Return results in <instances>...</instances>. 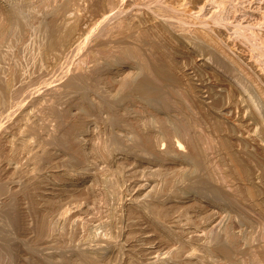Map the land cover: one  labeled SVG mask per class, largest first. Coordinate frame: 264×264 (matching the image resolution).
I'll return each instance as SVG.
<instances>
[{
  "label": "rangeland",
  "instance_id": "obj_1",
  "mask_svg": "<svg viewBox=\"0 0 264 264\" xmlns=\"http://www.w3.org/2000/svg\"><path fill=\"white\" fill-rule=\"evenodd\" d=\"M0 215V264H264V0H0Z\"/></svg>",
  "mask_w": 264,
  "mask_h": 264
},
{
  "label": "bare ground",
  "instance_id": "obj_2",
  "mask_svg": "<svg viewBox=\"0 0 264 264\" xmlns=\"http://www.w3.org/2000/svg\"><path fill=\"white\" fill-rule=\"evenodd\" d=\"M48 10H49V9H48ZM53 10H54V9H53ZM49 12H50V11H49ZM74 16H75V15H74ZM18 20H19V19H18ZM22 22L24 23V21H22ZM71 22H72V21H71ZM19 23H20V22H19ZM24 24H25V23H24ZM24 24H23V25H24ZM62 24H63V23H62ZM23 25H22V26H23ZM54 25H55V24H53V26H54ZM57 26H58V25H57ZM24 27H25V26H24ZM55 27H56V26L51 27V32H49V33H51V35H50L51 38H49V39H50V41H49V45H50L51 47H52V46L54 47V46H56V45H58V44H61L62 41L64 42V38H65V37H64L65 34H63V35H58V33H57V28H58V27H57V28H55ZM26 28H27V27H26ZM49 28H50V27H49ZM40 30H41V29H40ZM49 30H50V29H49ZM59 34H60V33H59ZM19 35H20V34H19ZM47 39H48V38H47ZM33 40H34V39H33ZM21 42H22V41H21ZM63 42H62V43H63ZM30 46H32V45L30 44ZM30 46H28V48H29ZM23 47H24V46H23ZM23 50H24V49H23ZM25 50H26V47H25ZM27 50H28V49H27ZM32 50H33V48H32ZM28 51H29V50H28ZM30 51H31V47H30ZM30 51H29V52H30ZM29 52H27V53H28V56H29ZM128 52H129V51H128ZM128 52L124 50L121 54H124L125 57H129V56H126L127 54L129 55ZM18 53H19V52H18ZM30 53H31V52H30ZM32 53H33V52H32ZM32 53H31L30 55H32ZM37 53H38V52H37ZM48 53H49V52H48ZM33 54H34V53H33ZM41 54H42V53H41ZM26 55H27V54H25L24 56H26ZM37 55H38V54H37ZM39 55H40V54H39ZM39 55H38V56H39ZM124 55H123V56H124ZM24 56H23V57H24ZM38 56H37V57H38ZM29 57H30V56H29ZM125 57H124V58H125ZM25 58H26V57H25ZM31 58H33V57H31ZM31 58L28 59L27 61L31 60V61L33 62L34 59H36V58H34V59H31ZM39 58H40V57H38L37 62H39ZM26 59H27V58H26ZM24 60H25V59H24ZM24 60H23V61H24ZM130 60H131V59H130ZM27 61H26V62H27ZM24 62H25V61H24ZM32 62H31V63H32ZM34 63H36V62H34ZM64 78H65V77H64ZM128 78H129V77H128ZM67 79H68V78H67ZM126 81H127V79H126ZM126 81H125V82H126ZM125 82H124V83H125ZM73 87H74V86H73ZM4 88H5V87H4ZM152 92H153V91H152ZM186 106H187V105H186ZM130 116H131V115H130ZM169 119H170V118H169ZM163 125H165V124H163ZM172 126H173V125H172ZM172 129H173V128H172ZM166 130H167V129H166ZM187 130H188V129H187ZM169 131H170V130H169ZM189 132H190V131H189ZM173 133H174V132H173ZM176 135H177V134H176ZM192 140H193V139H192ZM146 141H147V140H146ZM177 141H178V140H177ZM147 142H148V141H147ZM200 143H201V142H200ZM178 144H179V143H178ZM106 151H107V150H106ZM198 153H199V152H198ZM213 169H214V168H213ZM214 176H215V175H214ZM201 186H202V185H201ZM4 189H5V188H4ZM202 190H203V189H202ZM0 216L3 218L2 215H0ZM212 217H213V216H212ZM211 219H212V218H211ZM1 221H2V220H1ZM4 222H7V221L4 220ZM7 223H8V222H7ZM2 225H3V224H2ZM0 226H1V225H0ZM3 228H4V227H3ZM1 230H2V229H1ZM8 230H9V229H8ZM8 230H7V231H8ZM7 231H6V232H7ZM6 232H4V233H6ZM9 235H10V234H9ZM0 236H1V235H0ZM6 237H7V236H6ZM2 239H3V238H2ZM6 239H7V238H6ZM6 239H5V240H6ZM8 240H9V239H8ZM93 241H94V240H93ZM234 244H235V243H234ZM224 249H225V248H224ZM78 250H79V249H78ZM226 250H227V249H226ZM223 251H224V250H223ZM231 257H232V256H231Z\"/></svg>",
  "mask_w": 264,
  "mask_h": 264
}]
</instances>
